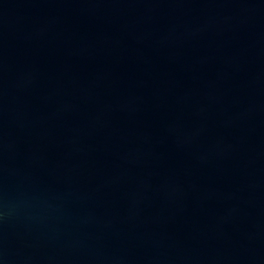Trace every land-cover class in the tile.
Returning <instances> with one entry per match:
<instances>
[{
  "label": "water",
  "instance_id": "95a60500",
  "mask_svg": "<svg viewBox=\"0 0 264 264\" xmlns=\"http://www.w3.org/2000/svg\"><path fill=\"white\" fill-rule=\"evenodd\" d=\"M0 264H264V0H0Z\"/></svg>",
  "mask_w": 264,
  "mask_h": 264
}]
</instances>
